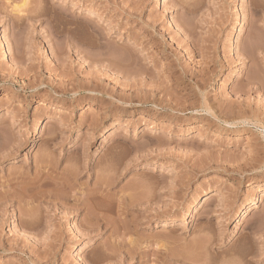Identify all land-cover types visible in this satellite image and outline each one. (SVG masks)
I'll return each instance as SVG.
<instances>
[{
	"label": "rangeland",
	"instance_id": "obj_1",
	"mask_svg": "<svg viewBox=\"0 0 264 264\" xmlns=\"http://www.w3.org/2000/svg\"><path fill=\"white\" fill-rule=\"evenodd\" d=\"M196 263L264 264V0H0V264Z\"/></svg>",
	"mask_w": 264,
	"mask_h": 264
},
{
	"label": "bare ground",
	"instance_id": "obj_2",
	"mask_svg": "<svg viewBox=\"0 0 264 264\" xmlns=\"http://www.w3.org/2000/svg\"><path fill=\"white\" fill-rule=\"evenodd\" d=\"M22 6H24V5H21V7ZM19 9H20V7H18ZM17 8V9H18ZM241 37V33L239 34V36H238V38H240ZM47 159V158H46ZM46 161V160H45ZM44 163V162H43ZM44 164H46V163H44ZM47 166H49L48 164H46ZM67 177V176H66ZM65 177V178H66ZM68 179L69 178H67V180L66 181H68ZM69 182V181H68ZM67 182V183H68ZM70 183H68V185H69ZM104 185V184H103ZM99 186V185H98ZM102 186V185H101ZM44 187V186H43ZM97 189V188H96ZM53 192V191H52ZM104 191H103V187H100V188H98L97 190H95V191H93L92 193H90V194H88L87 195V197H86V199L83 201V202H81L80 203V207H79V205H77V207H75V209H74V211H76V212H78V211H80V210H82L83 209V207H81V206H85V208L88 206L89 208H91L89 211H92L93 213H94V211H96V210H94L93 211V209H92V206H90V203L92 202V199H94L96 196H97V194H99V195H102V193H103ZM50 193V194H49ZM40 195V197L41 198H43V197H48V195H51V192H49V191H41V193L39 194ZM57 195V194H56ZM64 195V194H63ZM59 196V195H58ZM94 197V198H93ZM105 197H106V195H105ZM61 198V197H60ZM77 199V198H76ZM212 199V197H208L207 199H206V202L207 201H209V200H211ZM77 201V200H76ZM79 202H80V200H78ZM77 201V202H78ZM82 204V205H81ZM87 207V209H89ZM80 208H82V209H80ZM100 211V210H99ZM91 213V212H90ZM92 214V213H91ZM104 217V216H103ZM169 222H165L164 223V226L163 227H165V228H168V227H171V226H174V224L173 223H170V224H168ZM196 246H199V245H196ZM194 248V247H193ZM195 248H197V247H195ZM198 249V251H199V255H201V254H203V253H206V251L208 250L207 248H203V245H202V248H200V250H199V248H197ZM197 249L195 250V249H193V250H195L196 252H198L197 251ZM201 253V254H200ZM181 254V253H180ZM204 255V254H203ZM203 255H201V256H203ZM181 256H182V254H181ZM202 262V261H201ZM194 263V262H193ZM203 263V262H202ZM201 263V264H202ZM204 263H205V261H204ZM196 264H199V263H196Z\"/></svg>",
	"mask_w": 264,
	"mask_h": 264
}]
</instances>
